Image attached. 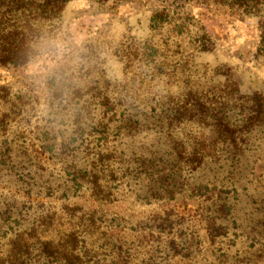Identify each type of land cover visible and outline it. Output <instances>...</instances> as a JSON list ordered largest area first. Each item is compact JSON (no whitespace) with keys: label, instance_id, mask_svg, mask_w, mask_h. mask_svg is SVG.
<instances>
[{"label":"rangeland","instance_id":"obj_1","mask_svg":"<svg viewBox=\"0 0 264 264\" xmlns=\"http://www.w3.org/2000/svg\"><path fill=\"white\" fill-rule=\"evenodd\" d=\"M183 6L170 7L169 16L152 26L150 19L164 10L160 1L72 0L66 5L65 40L36 55L19 76L0 70V86L9 85L0 90V130L8 126L10 131L0 135L2 250L4 229L11 236L46 212L57 213L63 222L64 206L82 205L78 208L88 217L94 214L103 222L91 230L92 237L106 232L116 248L126 245L123 260L130 256L128 264H144L150 252L157 264H264V134L244 135L246 146L235 155L215 144L208 119L171 120L177 105L189 101L190 108L198 107L200 96L212 97L227 84L243 95L264 96V57L258 51L264 4L259 18L213 5L206 9L197 0ZM201 28L210 36L204 51ZM50 75L66 77L82 97L50 101L57 89ZM103 95L109 99L107 108ZM19 106L25 113L21 122L6 118ZM235 111L233 125L244 119ZM128 121L141 124L140 129L133 125L138 131L130 130ZM106 122L107 135L99 131ZM169 137L202 144L204 159L195 172L174 166ZM99 148L113 150L117 159L111 165L115 181L106 171L110 168L102 167L109 182L98 194L84 174L96 164L92 158ZM172 179L176 186L166 188ZM166 213L171 214V239L191 230L194 235L186 233L184 246L203 240L199 250L190 247V257L173 255L170 238L160 239L166 238L159 228ZM205 216L224 227L216 245L200 235H205ZM42 237L55 236L48 231ZM111 247L98 252L109 262L115 257Z\"/></svg>","mask_w":264,"mask_h":264},{"label":"trees","instance_id":"obj_2","mask_svg":"<svg viewBox=\"0 0 264 264\" xmlns=\"http://www.w3.org/2000/svg\"><path fill=\"white\" fill-rule=\"evenodd\" d=\"M71 1L72 0H0V70L19 76L29 65L35 63L38 59L36 55L50 50L54 42L65 40L66 33L64 32V27L66 25V5ZM153 1H160L161 5L164 7L161 13L155 14L154 17L150 19L151 25L155 26L159 25L164 18L169 16L171 12L169 10L170 7L181 9L184 7V2L187 0ZM197 1L199 5L206 9L209 5H213L221 9L226 8L230 11L233 10L235 13L240 12L245 16H257L258 18L261 11L260 7L264 4V0ZM166 8L167 11L165 10ZM260 28L261 35L258 51L261 56L264 57L263 22L260 24ZM200 30L201 34H199L198 37L201 42L202 50L204 51L206 49L204 48L206 40H210V36L206 35L202 28ZM53 71L54 69L49 73L51 74ZM48 81L52 83L53 89L57 88L49 94L50 101L52 99H60V101L69 100L68 102H74L82 97L79 92L74 89L72 82L66 77L64 79H58L56 76L50 75ZM8 87L9 85H2L0 86V90H6ZM217 92L218 93L212 95V97L200 96V104L198 107H194L195 109L190 108L191 105L189 101H186V105H177L173 116H171V120L177 123L184 117L189 120L196 116L199 117L200 121L205 122L207 121L206 119H208V122L213 126L216 132L215 144L218 146L221 145L225 149L228 148L233 150L235 151V155H239L242 147L247 143L244 135L252 134L253 131L264 134V96L260 93L243 95L236 89V86L230 88L228 84ZM101 99L104 102V107H109L107 106L108 97L103 95ZM195 101H197V99ZM235 110H239L243 113L244 119L240 124L233 125L230 116L236 112ZM194 111L196 112L194 113ZM24 114L23 107L19 106L17 112L14 111L10 113L6 118L10 119L12 116V119H19L17 122H21ZM111 121L112 120L109 119V122ZM108 124V122L102 124V129L99 130L101 134H108ZM136 124L138 123L132 121L127 122V126L130 130L132 127L134 131H138L135 130L134 127L140 129L141 124H138V126ZM3 125H6V123L3 122ZM7 127L8 126H3L0 130L2 138L10 135V131ZM19 139L22 141V146L25 145V138L20 136ZM106 142H108V140H104L102 144L105 145ZM167 144L172 151L171 153L174 154L175 162H173V164L178 168L181 167L179 169H184L189 173H193L202 164L204 154L200 142L197 141L185 145L181 141L169 137V142ZM23 150L26 151L24 147ZM98 150L99 151H97L96 155L92 158L96 164L92 165L88 175L84 174V181L87 178V183L90 184V190L99 194L104 191V183L109 182L108 178H106L105 181L104 169L102 167L110 168V170L106 169V171L112 173L110 174V178L113 179L115 177V171L111 165L115 163L117 157L115 152L111 149L103 150L99 148ZM118 159L120 160L121 156H119ZM173 182V179L171 183L168 182L166 188L175 187L176 185L172 184ZM82 184L83 183L80 185L78 184V187H81ZM86 194L88 197L92 198V193L86 192ZM105 198L107 199V197ZM74 207L68 208L64 206L62 208L65 215L63 217V222L57 221V219H61L57 218V213L46 212L39 220L36 218L28 228L20 232L17 231L11 236H6V230L4 229L1 239L4 240V237L6 238L4 243L6 247L4 251L1 249L0 244V264H36V261L40 259H42L44 264H121L127 254L125 250L128 248L124 249L126 245L123 244L116 248L114 245L115 241L113 238L106 236V232L98 237L101 238L100 241L98 238H93L91 230H98L101 226L100 224L103 223L102 220H96L97 217L94 214L88 217L86 211L78 208L83 207L82 205H76ZM30 209L31 208H28L26 212ZM79 211L80 214H78ZM6 215L7 214H5V217ZM170 215V213H166L163 217V222L159 223V228H162L160 232L164 234L166 238L158 235L162 240L170 238L167 242V246L170 247L169 250H173V253L171 252L173 255L181 256V259L190 257L192 255L191 253H193L190 247L199 250L200 245L203 244L201 243L203 240L199 243L193 241L192 245L190 243V247L184 246V243L188 240V238L185 237L186 233H188V235H194L191 230L177 234L175 239H171L174 235L170 233L173 230L172 222H170L168 218ZM107 218L108 216H104V221H106ZM8 219H11V216H7V222ZM4 222L6 223V219ZM16 223L19 224V222H15L14 224ZM202 224L205 225V235L199 234L206 242L216 245L218 239L224 237V227L216 225L215 218L205 216ZM58 228L61 230L63 228V231H59ZM7 229L12 230L10 225L7 226ZM48 231L55 237L44 240L42 235L48 234ZM192 237L193 236L190 238ZM80 238L82 239L80 240ZM105 245L112 246L109 248L110 255L113 256L115 254L114 259L110 262L98 254L99 250L103 249L102 246ZM185 250L187 252L184 253ZM262 252L264 253V250ZM118 255H121L120 259H118ZM258 257L261 258L263 256L260 254ZM130 260L131 257L128 256V260H125L126 262L124 261V263L128 264L131 262ZM144 264H157L151 252L147 260L145 259Z\"/></svg>","mask_w":264,"mask_h":264}]
</instances>
